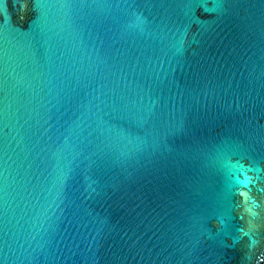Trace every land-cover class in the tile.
<instances>
[{"label":"water","instance_id":"95a60500","mask_svg":"<svg viewBox=\"0 0 264 264\" xmlns=\"http://www.w3.org/2000/svg\"><path fill=\"white\" fill-rule=\"evenodd\" d=\"M0 264H264V0H0Z\"/></svg>","mask_w":264,"mask_h":264}]
</instances>
